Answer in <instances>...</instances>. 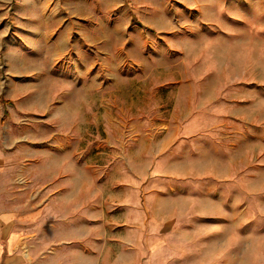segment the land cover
Segmentation results:
<instances>
[{
    "label": "rangeland",
    "instance_id": "rangeland-1",
    "mask_svg": "<svg viewBox=\"0 0 264 264\" xmlns=\"http://www.w3.org/2000/svg\"><path fill=\"white\" fill-rule=\"evenodd\" d=\"M4 213L30 264H264V0H0Z\"/></svg>",
    "mask_w": 264,
    "mask_h": 264
},
{
    "label": "crops",
    "instance_id": "crops-1",
    "mask_svg": "<svg viewBox=\"0 0 264 264\" xmlns=\"http://www.w3.org/2000/svg\"><path fill=\"white\" fill-rule=\"evenodd\" d=\"M16 220L8 219L5 213L0 214V264H30L17 249L21 233L14 230Z\"/></svg>",
    "mask_w": 264,
    "mask_h": 264
},
{
    "label": "bare ground",
    "instance_id": "bare-ground-1",
    "mask_svg": "<svg viewBox=\"0 0 264 264\" xmlns=\"http://www.w3.org/2000/svg\"><path fill=\"white\" fill-rule=\"evenodd\" d=\"M55 262L54 261H52V264H54Z\"/></svg>",
    "mask_w": 264,
    "mask_h": 264
}]
</instances>
